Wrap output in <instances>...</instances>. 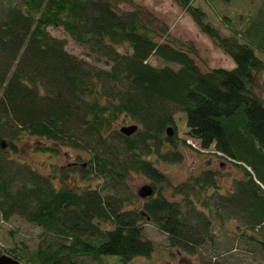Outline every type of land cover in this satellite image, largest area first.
I'll return each mask as SVG.
<instances>
[{"label": "trees", "instance_id": "16d2710c", "mask_svg": "<svg viewBox=\"0 0 264 264\" xmlns=\"http://www.w3.org/2000/svg\"><path fill=\"white\" fill-rule=\"evenodd\" d=\"M172 1L229 56L232 70L203 72L194 44L172 39L169 26L137 4L119 13L114 0H0V212L5 222L19 215L41 230L37 250L19 244L6 255L21 264H80L82 257L130 264L156 250L144 235L150 223L188 256L209 248L230 255L237 247L218 243L223 236L264 264V99L256 91L264 73V0L230 35L193 0ZM50 27H62L109 69L70 54ZM151 58L165 66H152ZM176 114L200 138H222L230 149L242 171L231 192L222 193L218 170L180 185L160 170V163L184 162L177 149L184 141L172 147L167 135ZM129 121L138 130L126 137L118 126ZM24 138L46 142L41 152L67 147L90 158L45 176L12 158ZM132 173L153 190L140 210L128 189ZM75 179L97 187H72ZM234 256H201V264H246Z\"/></svg>", "mask_w": 264, "mask_h": 264}, {"label": "rangeland", "instance_id": "374dc122", "mask_svg": "<svg viewBox=\"0 0 264 264\" xmlns=\"http://www.w3.org/2000/svg\"><path fill=\"white\" fill-rule=\"evenodd\" d=\"M195 7L200 6L207 13V20L211 22L223 35H230L231 29H242L247 23L249 16L256 13L262 3V0H193ZM117 4L119 13L133 11L134 4L141 7H146L158 19L169 26V33L171 38L182 43H193L199 57L195 58L196 64L203 71L212 69H227L232 70L235 67L234 62L217 48L214 42L203 32L198 29L195 21L186 11L172 0H114ZM49 34L53 37L63 40L65 42V49L74 54L81 60H85L92 66L101 69H109L106 62L99 60L95 56L89 54L85 48H81L68 33L61 28L50 27ZM124 53L122 48L119 49ZM260 59L264 60V56L258 53ZM150 64L155 67L165 66L163 62L156 58L149 60ZM257 93L264 99V73L258 75ZM186 116L176 114L173 117L174 136L169 138V142L173 147L176 140L184 141L177 148L184 155V162L181 164H167L160 163L158 167L162 172H165L170 181L174 185H180L188 181L195 175H199L211 169L220 171L222 178L220 179L221 191L223 194L232 191L233 183L242 176V171L238 168L237 162L232 156L229 148L225 147L222 138L215 140V144L210 139L200 138L203 135L202 131L198 129L190 130L186 127ZM130 125H137L133 122H122L118 126L129 127ZM213 139V138H211ZM206 140V141H205ZM208 140V141H207ZM41 139L24 138L19 144V154L13 155L12 158L17 159L22 164H28L34 169L38 170L43 175H48L57 168H67L74 164L78 167L87 164L90 154L81 151H74L70 148L60 149L59 154L53 155L50 152H41L37 150L40 145H45ZM49 144V143H47ZM170 147V148H172ZM96 181L83 182L80 179H75L71 183L72 187L82 188H96ZM128 189L131 195L137 200L133 208L141 209L145 198H141L140 192L143 187H150L151 183L143 175L132 173L127 180ZM164 192L170 196L171 190L164 188ZM233 228V227H231ZM41 233L40 227L30 224L23 217L16 215L9 221H4L0 212V253L5 254L8 249L14 248L19 244L26 245L32 250L38 249L39 237ZM144 235L149 238L154 247H156L153 255L148 258H135L130 264H201V256L212 261H220L224 258H230L235 255V262L246 260L247 263L257 264L253 262V256L249 254V250L244 249V244L239 243L231 237L229 239L220 237L218 243L225 242L235 245L237 248L233 252L220 251L219 257L212 254L211 248L209 250H201V256L187 255L181 251H176L169 246L167 236L161 234L156 226L150 223H144ZM228 246V245H227ZM6 255V254H5ZM223 255L224 258H223ZM117 259V258H116ZM80 264H120L117 260H105L103 263L92 261L90 258H79Z\"/></svg>", "mask_w": 264, "mask_h": 264}, {"label": "water", "instance_id": "95a60500", "mask_svg": "<svg viewBox=\"0 0 264 264\" xmlns=\"http://www.w3.org/2000/svg\"><path fill=\"white\" fill-rule=\"evenodd\" d=\"M138 130V127L136 125H130L129 127H123L120 129L121 133L126 136L130 137L134 135ZM174 130L169 128L168 130V137L172 138L174 136ZM153 195V190L151 187H143V189L140 192L141 198H149ZM0 264H21L19 261L14 260L12 257L8 255H2L0 256Z\"/></svg>", "mask_w": 264, "mask_h": 264}]
</instances>
